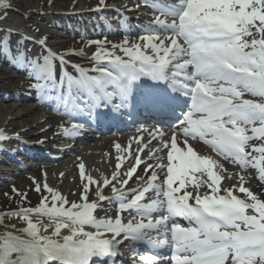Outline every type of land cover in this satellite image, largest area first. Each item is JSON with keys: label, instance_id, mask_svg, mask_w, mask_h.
I'll return each mask as SVG.
<instances>
[{"label": "snow or ice", "instance_id": "obj_1", "mask_svg": "<svg viewBox=\"0 0 264 264\" xmlns=\"http://www.w3.org/2000/svg\"><path fill=\"white\" fill-rule=\"evenodd\" d=\"M151 7L155 19L148 27L154 30L138 38L143 44L125 39L109 50L102 41L89 42L98 45L93 67L72 65L77 75L64 70L65 54L48 49L36 59L19 50L13 57L29 66L38 96L51 95L70 117L112 104L117 112L130 107L160 117V128L167 124L176 130L169 135L155 129L147 143L141 135L126 148L115 143L116 171L110 178L102 175L98 181L80 163V202H69L45 182L50 200L44 196L38 206L11 213L26 226L11 225L14 231L0 234V264H115L119 246L127 241L145 252L133 249L134 264H264V200L244 186L239 173V186L223 187L227 170L190 143L202 141L241 170L251 165L264 182V0H152ZM0 9H10L7 0H0ZM78 130L74 124L64 131ZM146 149L156 163L146 164L147 178L137 176V187L126 190ZM125 159L130 166L121 173ZM90 185L96 187L91 202ZM109 185L112 196L105 197L102 189ZM106 200L116 204L114 219L94 215ZM122 212L132 214L127 222Z\"/></svg>", "mask_w": 264, "mask_h": 264}, {"label": "rangeland", "instance_id": "obj_2", "mask_svg": "<svg viewBox=\"0 0 264 264\" xmlns=\"http://www.w3.org/2000/svg\"><path fill=\"white\" fill-rule=\"evenodd\" d=\"M7 2L10 5V9H0V17H2L0 18V22H3V19H6L8 16H10L16 21L19 20L20 22H22V24L24 23L25 25H32L33 27H35L34 29H37L38 32H40L43 36H45V34L49 33L50 31H54L57 35H61L62 31L52 30L53 24H50V21L43 19L44 17H51V15L56 14L54 12L60 11L61 8L63 9L64 13L67 10L68 13H70L71 11H73L72 8H75L76 10L84 9L92 11V17L85 15H82L81 17V20L83 19L88 21V23H92L91 19L98 21L102 19L107 20L109 18L108 16L113 13L114 8H122L127 5L125 3V0H105V5L103 6L100 4V0H51V2H49V0H7ZM68 16H70V14H68ZM72 17L73 21H75L76 17L72 15L66 19H70ZM73 21L71 23V26L78 25V23H74ZM85 26L88 29L93 27L92 25L88 24H85ZM85 28H82L84 32L86 31ZM137 38H139L138 35L128 40L134 43L139 40ZM2 39L3 35L0 34V42L2 41ZM124 40L125 39L118 37V35L103 39L98 38L91 40L85 37L81 38L80 36H78V34L72 33V35L68 34L65 36H61V38L58 37V39L56 40L53 39L48 43V45H50L53 50L58 49L65 52V55L67 56L75 55L79 57V59H81L83 62L91 63V60L88 59L90 56L89 54L95 53L97 51L98 45L96 43L90 44L89 42L102 41L104 42L103 47L108 49V47L112 48V45L121 44ZM40 51L41 50L39 47L33 48V50L29 52V54L38 58L42 53ZM67 53L75 54L68 55ZM0 76H2V74H0ZM7 106L10 109V114H6L3 119L2 117H0V127L3 123H5V121H10L11 126L12 124L14 125L13 127H28V132L31 137L40 136L43 138L45 135H49L51 137V141L57 140L58 134L63 132L62 130L65 129V127H68L65 126L60 130L54 131L53 129L55 125L60 124V121L58 119L44 117V120L38 123L37 119L33 118V115L21 116L23 113H27L30 109L29 107L32 105L28 106V104L21 105L11 102L7 104ZM74 157V154L70 156L66 155L64 160L56 161L55 164H40L37 169L27 171L20 177H17L16 174L9 175L10 180L4 183V186L0 188V218H5L11 215V213L17 212L22 208L36 207L44 196H48L50 200V194L45 192L43 189V185L45 182L49 187L57 190L61 193V195L65 196L69 202H80V193L83 189V182L79 175L74 172L73 167L76 163V159ZM46 167L49 172L44 171V168ZM65 168L67 170H65ZM35 172L38 175H35ZM61 173H63V176H61ZM23 176L25 177V179H22ZM37 184L40 185L39 192L35 190ZM13 189H15L16 191H13ZM262 191L263 190L260 189L259 193L263 194ZM25 194L26 198H22V196H24ZM90 196L91 195L88 194V199ZM101 209V211L109 212V205H105ZM32 218L35 221L36 217L33 216ZM15 222L7 221V223L12 224H14ZM24 226L25 225L23 224H19L18 226H16V228L19 229Z\"/></svg>", "mask_w": 264, "mask_h": 264}, {"label": "bare ground", "instance_id": "obj_3", "mask_svg": "<svg viewBox=\"0 0 264 264\" xmlns=\"http://www.w3.org/2000/svg\"><path fill=\"white\" fill-rule=\"evenodd\" d=\"M62 9V8H61ZM81 10V9H79ZM78 10V11H79ZM7 19H11L10 16H8L6 19H3V22H0L1 24H5V22H7ZM1 21V20H0ZM15 23V22H13ZM16 25V23H15ZM17 26H21L20 23L17 24ZM47 35V41L51 42L53 39L56 40L58 39V35L55 32H50V33H46ZM18 109V108H17ZM16 110V109H15ZM9 107L7 106V104H0V117L6 116V114H10L9 112ZM35 111H29L27 113H23L21 116H31L33 113H35ZM33 118L38 120V123L42 122V117L39 118L40 116L37 114H33ZM41 119V120H39ZM14 125L12 124L11 126V122L10 121H5V123H3L1 125L2 128H4L5 130H9L10 132H18L23 130L24 128H26V126H23V128L20 129V127H13ZM126 139V138H125ZM115 143H119L122 147H125V140L123 138H116V137H112V136H108L107 138H98L95 141L92 142H87V143H83L81 148L77 147V153L75 154L76 156H79L81 158V161L83 162V164L85 165V173L86 175H90L92 176L94 179L96 180H101V176H106V177H111L113 174V170H112V165L116 162L117 163V151L114 148V144ZM123 155L125 156L126 153H123ZM219 162V161H218ZM220 164H222L224 166V168L227 170L226 173H224L225 175V179L222 182V186L223 187H232V185H237L239 186V176H237L236 174L239 173L240 175H243L245 178V183L244 186L248 187L249 189H253L257 180V175L256 172L251 168V167H247L245 170H241L238 169L233 166L232 163L230 162H219ZM126 164V165H125ZM129 164V163H128ZM127 163H123V166H127ZM130 166V165H128ZM65 170H67L65 168ZM45 172H49L48 169H44ZM63 172V170H62ZM227 173H232L233 177L232 179H228L227 178ZM144 174V170H140L137 175L138 176H143ZM35 175L36 174L35 172ZM22 176L21 174L19 175V177ZM34 177V176H32ZM22 179H25V177L23 176ZM191 189V188H190ZM255 189V188H254ZM201 191H204V189L202 188ZM113 213V211H112ZM112 213H103L105 216L107 217H112ZM99 214V213H97ZM17 220V221H16ZM46 221V219H44ZM43 220V222H44ZM7 221H16L14 224L12 223H7ZM45 224L49 223V222H44ZM19 224H24L18 217L16 216H8L5 218H0V234H2L6 228L9 231H14V229H12L10 226L11 225H15L18 226ZM17 229V228H16ZM16 234H19L18 232ZM47 234H51V228L49 229ZM69 234L67 230H62V235H67Z\"/></svg>", "mask_w": 264, "mask_h": 264}]
</instances>
